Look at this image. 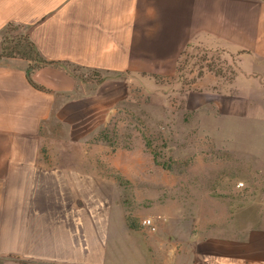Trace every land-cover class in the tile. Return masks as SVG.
<instances>
[{"label": "crops", "instance_id": "crops-1", "mask_svg": "<svg viewBox=\"0 0 264 264\" xmlns=\"http://www.w3.org/2000/svg\"><path fill=\"white\" fill-rule=\"evenodd\" d=\"M11 28L37 57L0 56V264H264V0H0V46ZM199 52L234 67L206 73L233 107L218 137L241 186L188 181L185 219L146 217L150 232L81 165L45 160L51 121L82 99L77 74H164Z\"/></svg>", "mask_w": 264, "mask_h": 264}, {"label": "rangeland", "instance_id": "rangeland-1", "mask_svg": "<svg viewBox=\"0 0 264 264\" xmlns=\"http://www.w3.org/2000/svg\"><path fill=\"white\" fill-rule=\"evenodd\" d=\"M28 43L24 33L11 28L0 56H30ZM193 56L164 74H77L82 99L74 111L51 121L44 143L51 153L43 155L45 160L81 165L82 173L97 177L101 193L120 204L129 219L138 223L151 216L161 226L187 216L188 181H198L200 190L211 180L239 183L237 161L223 149L233 138L218 137L219 129L233 128L234 123L222 120V113L233 107L212 85L213 74L206 73L207 66L218 63L212 69H220L228 80L234 67L216 53ZM145 69L154 70L152 65ZM202 72L205 86L190 87ZM236 108L243 112L242 102Z\"/></svg>", "mask_w": 264, "mask_h": 264}, {"label": "built area", "instance_id": "built-area-1", "mask_svg": "<svg viewBox=\"0 0 264 264\" xmlns=\"http://www.w3.org/2000/svg\"><path fill=\"white\" fill-rule=\"evenodd\" d=\"M237 186H241V183H238ZM141 227L149 230L150 232H154L156 230V227L153 223V221L150 218H144L140 221Z\"/></svg>", "mask_w": 264, "mask_h": 264}, {"label": "trees", "instance_id": "trees-1", "mask_svg": "<svg viewBox=\"0 0 264 264\" xmlns=\"http://www.w3.org/2000/svg\"><path fill=\"white\" fill-rule=\"evenodd\" d=\"M27 46H28V49H29V52H30V56H33L35 59H36V57H37V55H36V52L34 51V49H33V45L29 42L28 44H27ZM30 56H25V57H30ZM207 63V60H205L204 61V64H206ZM211 67H212V65H211ZM210 67V65L209 66H207V69H210L211 68ZM153 157L155 158V154H153ZM130 224V223H129Z\"/></svg>", "mask_w": 264, "mask_h": 264}]
</instances>
